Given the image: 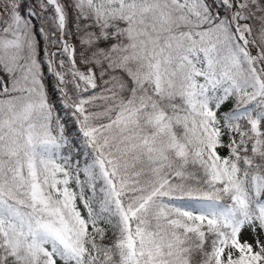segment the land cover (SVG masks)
<instances>
[{
  "label": "snow or ice",
  "instance_id": "obj_1",
  "mask_svg": "<svg viewBox=\"0 0 264 264\" xmlns=\"http://www.w3.org/2000/svg\"><path fill=\"white\" fill-rule=\"evenodd\" d=\"M0 264H264V0H0Z\"/></svg>",
  "mask_w": 264,
  "mask_h": 264
}]
</instances>
